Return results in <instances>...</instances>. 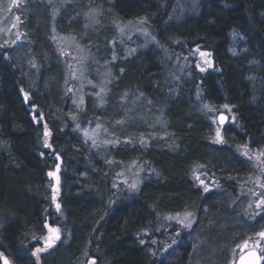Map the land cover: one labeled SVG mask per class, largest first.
<instances>
[{"label":"trees","instance_id":"1","mask_svg":"<svg viewBox=\"0 0 264 264\" xmlns=\"http://www.w3.org/2000/svg\"><path fill=\"white\" fill-rule=\"evenodd\" d=\"M89 9L95 22L84 29ZM17 13L24 41L0 48V256L11 264H233L255 237L264 256V212L252 215L244 190L257 169L242 153L264 152V0H66L58 10L27 0ZM137 21L155 42L127 51L114 25ZM55 31L76 38L97 73L87 77L100 88L85 81L80 107ZM232 38H244L246 50L233 54ZM145 103L161 123L139 118ZM214 111L233 120L219 125ZM88 125L114 136L93 141L80 130ZM57 163L59 211L47 175ZM126 168L139 171L135 188ZM181 213L190 226L174 219ZM45 223L61 240L37 262Z\"/></svg>","mask_w":264,"mask_h":264},{"label":"rangeland","instance_id":"2","mask_svg":"<svg viewBox=\"0 0 264 264\" xmlns=\"http://www.w3.org/2000/svg\"><path fill=\"white\" fill-rule=\"evenodd\" d=\"M26 1L27 0H16V2L13 3V0H0V46H1L0 48L6 47V45L9 43L15 45L18 42L16 40H19L21 42L24 41L23 31H25V29L21 28L22 22L19 14L17 13V10L23 9V5L26 3ZM40 1L44 2L46 5H51L52 9L54 10H58V6L66 2V0H40ZM177 5L178 4H176L175 9L177 8ZM183 9L184 7L181 10ZM89 10L83 12L84 29L86 27L90 29V27L93 26L95 22V18L92 17L93 10L90 11ZM71 18H73V16H71ZM114 26L116 29L115 34L117 35L116 39L123 45V47L127 51L129 50L133 51L137 46L145 47L146 45L155 42L153 35L150 34L146 26L142 27L140 21L127 22L123 24L117 23V25ZM243 39L244 38L241 39L242 42ZM54 41L58 48L60 57L67 67L66 70L67 77L71 81L69 85V89H71L70 92L72 94L73 101L76 107H80L81 99H82L81 97L84 91L86 90L84 87L85 81L89 85H95L98 88H100L97 82H94L92 81V79H90V77H87V73L88 74L90 73L95 77L97 76V73L96 72L92 73L90 67H88L89 64H87V61H89L90 58L89 52L87 51L86 48L83 47L82 44L78 42L76 38L70 35H63L58 31L54 32ZM241 43L238 42L236 38H232L230 51L233 54H238L240 52L245 51L246 49L245 47L241 46ZM104 73L105 71L99 70L98 76L102 77ZM251 80L253 81V83H256L259 80V78L258 77L256 78V76H251ZM134 101L136 103L139 102L138 98H135ZM146 105L148 107H145ZM134 106L131 110H134ZM142 107L143 109L141 110V104H140L139 112L141 113L142 111V113L139 114V118H144L146 116L147 120H145V122L149 125L161 123L158 113L157 112L155 113L154 112L155 110L153 108H150V106L146 103ZM220 108L223 110L224 109L223 105H220ZM132 113L137 114L136 112H132ZM216 113L217 111H214V119ZM225 113L228 115L229 119L233 120L232 115H229L228 112ZM80 130L82 131V134L85 137L92 139L93 141H95V139H99V137L101 136L102 141L100 142H109L111 141L110 140L111 138L109 136L111 137L114 136L112 131H108L106 128H99L95 125L92 126L88 125L84 129H80ZM245 152L247 153V156L250 157L251 161L255 165V168L257 169L256 175L254 177L249 178L245 183L246 188L245 189L243 188L246 192V195L248 196V208L249 210L252 211V215L256 216L264 212V206L260 208L257 207V203L260 201V199L264 198V152L255 151V150L248 151L247 149L242 151L243 154ZM137 171L138 169L136 170V172L134 170L132 172L130 169L127 168L124 170V176L127 177L129 187H131L133 183L135 185L138 183L140 177H139V171L138 172ZM174 219L183 225L189 224L187 215L183 213L174 216ZM47 235L48 232L44 235V237H46ZM60 235H61V231H60ZM260 243H261V238L255 237L249 241H246L245 245L259 248ZM262 257L264 263V256Z\"/></svg>","mask_w":264,"mask_h":264},{"label":"snow or ice","instance_id":"3","mask_svg":"<svg viewBox=\"0 0 264 264\" xmlns=\"http://www.w3.org/2000/svg\"><path fill=\"white\" fill-rule=\"evenodd\" d=\"M15 2H16V0H13V3H15ZM197 51H199V49H197ZM209 55H210V53L200 52V56L202 58L203 57H207ZM204 64L208 65L209 67L212 66L211 65V61L208 60V59L204 60ZM197 68L201 72L205 71V68L201 67L200 64H197ZM69 91H71V89H69ZM101 92H103V89H101ZM97 95H99V94H97ZM25 99H27V93H25ZM223 107L225 109H229V105L228 104L223 105ZM205 108L208 109L209 111L212 110V109L208 108V105H205ZM217 119H218L220 125H224V124H226L228 122L229 118L224 113H220ZM33 120H36L37 122L42 121L43 120L42 114H40L39 112H34ZM51 135H52V133L49 131V129L47 127V124H44L43 136H44V147H46V148H51L52 147L51 144L49 143V140H48V138ZM216 140H217V142H223V137H222L220 128L216 129ZM243 147H246V145L243 146ZM244 154L247 155L246 152ZM41 155H43V153H41ZM56 160L60 161V155L58 153L56 154ZM60 167H61L60 163H57L56 167H55V170L54 171H49L47 173V175L49 177H51V178H53L55 180V184H54L53 189H52V191H53L52 201L55 203V208H56L57 211H59L60 207H61V205L56 202L57 195H58L59 190H60L59 189V185H60V176H59ZM196 179L199 180V177H196ZM200 184L204 185V191L205 192L209 191L207 185L204 184L203 180H200ZM135 186L136 185L134 183L131 185L132 188H135ZM113 187H116V185H113ZM262 206H264V198H261L260 201L257 203V207L258 208H260ZM188 215L190 216L191 214L189 213ZM188 226H190V225H188ZM44 227L47 228V230H48V235L46 237H43L45 247H37L35 249V251L32 253V255L37 257V262L39 261V253L46 251L47 248L52 247V245L55 243V241L60 239V229L58 227H53V226L49 225L48 223H45ZM257 235L262 237V238H264V231L259 232ZM143 242L144 241H141V243H143ZM245 247H247V245H245ZM250 256L252 257L251 264H259V257H257L255 252L250 253ZM4 264H8V261L6 259L4 261ZM90 264H95V260L91 261Z\"/></svg>","mask_w":264,"mask_h":264},{"label":"water","instance_id":"4","mask_svg":"<svg viewBox=\"0 0 264 264\" xmlns=\"http://www.w3.org/2000/svg\"><path fill=\"white\" fill-rule=\"evenodd\" d=\"M220 113H224L227 116V114L225 112L220 111L216 114V118H218ZM217 121H218V119H217ZM218 123H219V121H218ZM54 184H55V181H54ZM252 252L256 253L257 257H259V264H262L261 254H260L259 250H257L256 248H246V249L242 250L238 254V256L236 257V259L234 260L233 264H251L252 257L250 256V253H252ZM5 259L8 261V264H11V262L9 261V259L5 255L0 256V264H4Z\"/></svg>","mask_w":264,"mask_h":264}]
</instances>
